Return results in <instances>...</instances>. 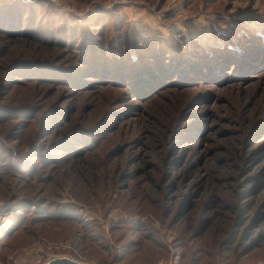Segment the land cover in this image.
Here are the masks:
<instances>
[{"label": "rangeland", "instance_id": "rangeland-1", "mask_svg": "<svg viewBox=\"0 0 264 264\" xmlns=\"http://www.w3.org/2000/svg\"><path fill=\"white\" fill-rule=\"evenodd\" d=\"M58 255L264 264V0H0V264Z\"/></svg>", "mask_w": 264, "mask_h": 264}, {"label": "water", "instance_id": "water-1", "mask_svg": "<svg viewBox=\"0 0 264 264\" xmlns=\"http://www.w3.org/2000/svg\"><path fill=\"white\" fill-rule=\"evenodd\" d=\"M44 264H91L85 261L75 259L68 255H58L50 258Z\"/></svg>", "mask_w": 264, "mask_h": 264}, {"label": "trees", "instance_id": "trees-1", "mask_svg": "<svg viewBox=\"0 0 264 264\" xmlns=\"http://www.w3.org/2000/svg\"><path fill=\"white\" fill-rule=\"evenodd\" d=\"M5 2V1H4ZM198 61H195V63H197ZM252 238V237H251ZM141 244V243H140ZM140 244H138V245H140ZM140 250H137V252H139Z\"/></svg>", "mask_w": 264, "mask_h": 264}]
</instances>
